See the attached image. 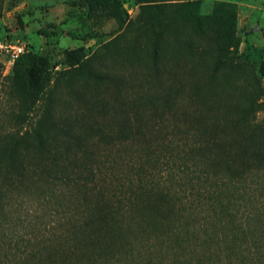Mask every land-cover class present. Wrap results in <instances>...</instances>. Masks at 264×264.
<instances>
[{
  "label": "trees",
  "instance_id": "16d2710c",
  "mask_svg": "<svg viewBox=\"0 0 264 264\" xmlns=\"http://www.w3.org/2000/svg\"><path fill=\"white\" fill-rule=\"evenodd\" d=\"M135 1L174 17L58 72L49 54L12 65L0 264H264V92L223 60L239 40L198 0ZM33 196L61 218L9 217Z\"/></svg>",
  "mask_w": 264,
  "mask_h": 264
},
{
  "label": "rangeland",
  "instance_id": "374dc122",
  "mask_svg": "<svg viewBox=\"0 0 264 264\" xmlns=\"http://www.w3.org/2000/svg\"><path fill=\"white\" fill-rule=\"evenodd\" d=\"M93 0H4L0 15V42H26L30 48L25 54H49L53 72L64 70L66 52L84 48L90 54L101 53L103 45L115 40L117 46L135 40L142 21L173 18L172 9L160 11L152 7L142 14L135 0H112L111 5L92 10ZM159 0L157 4L182 2ZM161 6V5H159ZM195 12L210 20L216 10L227 21L228 32L239 40L223 58L234 71L261 85L264 77L260 67L264 63V0H198ZM123 23L120 27L119 20ZM210 21H205L208 29ZM126 32L122 38L121 34ZM189 30L185 31L187 35ZM121 37V38H120ZM167 42L173 37L168 34ZM144 42V41H142ZM141 42V43H142ZM24 54V55H25ZM23 55V56H24ZM10 57L0 53V132L8 128L9 116L18 110V100L10 93L12 66ZM255 87V86H254ZM5 128V129H6ZM36 196L14 205L10 218H61L47 207L35 202ZM43 207V208H42ZM9 212V210H6Z\"/></svg>",
  "mask_w": 264,
  "mask_h": 264
},
{
  "label": "built area",
  "instance_id": "2783aa9c",
  "mask_svg": "<svg viewBox=\"0 0 264 264\" xmlns=\"http://www.w3.org/2000/svg\"><path fill=\"white\" fill-rule=\"evenodd\" d=\"M29 49L26 42H0V53L5 52L10 57L9 63L11 66Z\"/></svg>",
  "mask_w": 264,
  "mask_h": 264
}]
</instances>
